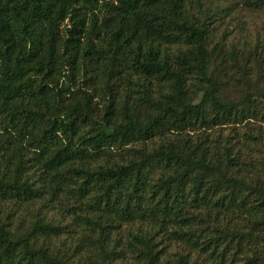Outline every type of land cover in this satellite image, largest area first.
I'll return each instance as SVG.
<instances>
[{
  "label": "trees",
  "instance_id": "16d2710c",
  "mask_svg": "<svg viewBox=\"0 0 264 264\" xmlns=\"http://www.w3.org/2000/svg\"><path fill=\"white\" fill-rule=\"evenodd\" d=\"M264 0H0V264H264Z\"/></svg>",
  "mask_w": 264,
  "mask_h": 264
},
{
  "label": "rangeland",
  "instance_id": "374dc122",
  "mask_svg": "<svg viewBox=\"0 0 264 264\" xmlns=\"http://www.w3.org/2000/svg\"><path fill=\"white\" fill-rule=\"evenodd\" d=\"M241 19L244 20L250 27L262 28L260 25H263L264 22V14L262 13H254L250 15L243 14ZM122 261L117 260L114 264H120Z\"/></svg>",
  "mask_w": 264,
  "mask_h": 264
}]
</instances>
